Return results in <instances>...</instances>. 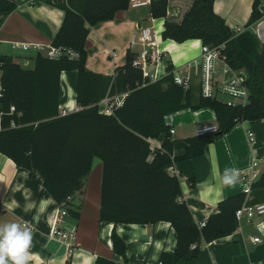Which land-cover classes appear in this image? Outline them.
Masks as SVG:
<instances>
[{"label":"trees","instance_id":"1","mask_svg":"<svg viewBox=\"0 0 264 264\" xmlns=\"http://www.w3.org/2000/svg\"><path fill=\"white\" fill-rule=\"evenodd\" d=\"M28 1L31 0H0V15L13 12ZM42 1L65 13L52 47L70 49L78 57L52 60L39 53L33 68L11 56L0 57L4 87L0 98V153L19 169L41 175L45 190L58 205L83 192L95 161H101L100 222L170 223L177 234V248L173 254L163 253L161 264L197 260L203 242L210 244L233 235L238 227L236 212L246 195L223 200L219 213L200 227L188 204L180 201L183 191L179 178L168 173L175 161V141L166 118L188 109L209 108L216 114L217 132L188 139L181 160L203 156L208 145L238 123L264 120V45L258 37L248 30L240 34L232 31L225 19L214 12L216 0H194L182 17L168 16L170 0H151V16L164 20V41L183 44L199 40L205 46L219 48L233 69L244 70L247 75L248 104L229 107L221 99L201 96L200 103L192 105L191 90L185 91L175 83V67L169 60L166 76L155 82L133 66L137 53L131 50L127 52L126 64L118 67L113 76L87 69L90 28L115 20L120 12L130 9V0ZM263 18L261 1L255 0L247 28ZM64 72L78 74L76 102L81 108L66 116L61 115L60 109ZM123 96L122 106L116 107L112 115L101 113L104 100ZM161 136H165L162 147L152 149L150 140ZM190 183L195 186L193 181ZM253 191L264 193V174L252 184ZM68 212L79 217V210L73 205ZM113 248L115 254L125 256L126 245L116 232ZM96 264L116 263L99 257Z\"/></svg>","mask_w":264,"mask_h":264},{"label":"crops","instance_id":"2","mask_svg":"<svg viewBox=\"0 0 264 264\" xmlns=\"http://www.w3.org/2000/svg\"><path fill=\"white\" fill-rule=\"evenodd\" d=\"M21 2L22 0H16ZM264 13V0H260ZM194 0H170L169 17H182ZM255 0H216L214 12L225 19L227 26L236 34L248 30L264 45V18L247 28ZM65 13L42 0H31L18 5L13 12L0 15V45L13 43L31 45L29 51L19 56L25 65L28 59L39 54L34 47H51L54 37L62 27ZM153 28L157 45L166 51L167 60L175 68L191 65L192 105L200 103L199 65L202 42L187 41L178 44L164 41V20L154 19L150 7L130 8L120 12L115 20L103 22L90 28L87 42V69L103 75H115L118 67L126 64L129 50L139 53L137 46L131 49V40L139 30ZM34 50L36 54L30 55ZM5 54H1L3 56ZM18 61V60H17ZM20 62V61H19ZM24 64V63H23ZM165 65L152 66L150 73L157 72V80L166 76ZM77 72H64L61 76V108L74 113L76 102ZM111 97L110 99H119ZM101 108L103 105L101 104ZM166 124L174 130L175 141L173 166L168 169L171 176L179 178L183 195L181 202L190 207L197 224L219 213V204L232 196L243 194L246 186L257 182L264 174V120L238 123L227 134L207 146L205 154L192 160H181L188 146L187 140L199 136L205 127L218 126L212 109L198 111L184 110L166 118ZM254 135L250 140L249 133ZM165 136L150 140L152 149L162 147ZM179 159V160H177ZM153 156L150 157V161ZM226 170H235L232 183H224ZM254 173L256 177L254 178ZM103 163L96 160L93 171L85 179L81 201H75L73 208L79 210V217L65 218L63 227L77 228V235L71 246L51 234L58 203L45 190L41 175H32L19 169L16 164L0 153V224L7 222L27 223L33 231V240L28 264H96L99 257L116 264H161L163 253L173 254L177 248V234L170 223L153 225H125L100 222ZM195 186L191 187L190 182ZM246 198L252 204L264 203V193L254 191ZM117 233L126 245L125 256L114 253L113 235ZM260 238V242H255ZM179 264H264V217L252 220L244 218L238 222L235 233L210 244L202 243L201 255L191 262Z\"/></svg>","mask_w":264,"mask_h":264},{"label":"built area","instance_id":"3","mask_svg":"<svg viewBox=\"0 0 264 264\" xmlns=\"http://www.w3.org/2000/svg\"><path fill=\"white\" fill-rule=\"evenodd\" d=\"M13 1V0H5ZM151 0H130V8L136 9L145 6H150ZM131 49H135L137 46H141V51L137 54L136 59L133 62V66L142 69L146 76L151 77L155 82L157 80V72L155 74L150 73L152 66L159 67L164 64L166 67L167 58L166 51L161 49L157 45L156 33L153 28H144L139 30V34L135 36L130 43ZM12 48L14 50H22L24 52L29 51L31 45L27 43H13ZM39 53L44 54L47 58L56 60L62 57H68L69 59H76L78 56L70 49L57 48V47H34ZM201 59L199 60V75H200V95L204 98H218L223 100L229 107H235L237 105H246L250 102V92L246 85L247 75L244 70H235L222 56L221 49L212 48L202 44L201 47ZM1 66V64H0ZM166 69V68H165ZM175 83L185 91L192 89L193 76L191 72V65H186L182 68H175L174 71ZM4 87L2 80V71L0 69V98L3 97ZM125 96L116 99L107 98L102 102L103 108L101 113L106 115H112L116 107H120L123 104ZM81 111V108H77L76 112ZM15 112V108H11V113ZM71 112L66 108H61V115L66 116ZM14 126V123H12ZM2 130V114H0V131ZM218 130V126H209L201 129L199 135L203 136L208 133H215ZM175 133L171 130V134ZM250 140H253L254 135L252 132L249 133ZM254 178L256 173H254ZM243 193L248 197L252 193L251 186H246L243 189ZM81 193L74 196H70L66 202L59 205L54 225L51 234L55 237H59L61 240L71 246V242L74 241L77 235V228H66L62 224L66 217L69 216L68 207L73 205L77 201H81ZM256 217H264V203L251 204L246 198L243 205L236 212V219L240 222L242 219H254ZM205 222L199 224L200 227L205 226ZM30 228L31 226L27 224ZM260 238H256L255 242H260Z\"/></svg>","mask_w":264,"mask_h":264},{"label":"clouds","instance_id":"4","mask_svg":"<svg viewBox=\"0 0 264 264\" xmlns=\"http://www.w3.org/2000/svg\"><path fill=\"white\" fill-rule=\"evenodd\" d=\"M235 170H226L224 183H232ZM33 231L27 223L7 222L0 224V264H28Z\"/></svg>","mask_w":264,"mask_h":264},{"label":"rangeland","instance_id":"5","mask_svg":"<svg viewBox=\"0 0 264 264\" xmlns=\"http://www.w3.org/2000/svg\"><path fill=\"white\" fill-rule=\"evenodd\" d=\"M21 51L22 50H14L12 48V45H10V46H1L0 45V55L5 54L3 56H13V57L19 56L21 54ZM35 54H36V52L34 50L30 51V55L33 56V58H34ZM17 60L20 61L21 64L24 63V65H25L26 60H22L21 58H17ZM28 60H30V63L25 65V66H27L29 68H33L34 64H35L34 59H28Z\"/></svg>","mask_w":264,"mask_h":264}]
</instances>
